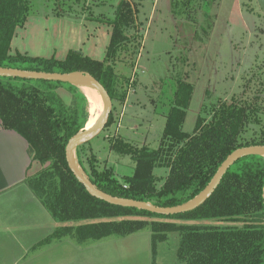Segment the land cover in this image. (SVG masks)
I'll return each instance as SVG.
<instances>
[{"label": "trees", "instance_id": "1", "mask_svg": "<svg viewBox=\"0 0 264 264\" xmlns=\"http://www.w3.org/2000/svg\"><path fill=\"white\" fill-rule=\"evenodd\" d=\"M52 1L53 11L48 14L54 17L76 19L83 15L76 8L86 9L88 20L112 28L105 59L97 61L76 51H70L65 60L14 54L12 42L17 29L39 14L34 11L35 0H0V67L44 73L85 72L102 84L112 103L125 100L116 65L122 56L128 55L131 46L133 56L139 52L143 35L138 3L115 0L114 17L110 18L105 14L96 16L93 3L88 6L87 0ZM214 1L170 0L171 12L175 17L188 15L197 23L198 17L207 19L206 7ZM110 2L102 0L101 4ZM202 30L207 33L208 29ZM178 83L159 148L134 145L124 138L112 144L113 151L130 156L135 163L131 175L122 176V181L114 169H101L96 157L86 156L89 142L78 147L76 161L99 190L112 197L158 207H178L199 196L234 151L264 145V128L248 135L250 124L262 122L261 95L252 100L235 97L214 109L210 121L199 116L194 131L188 134L183 125L194 88L182 79ZM60 88L69 91L70 104L57 93ZM89 118L88 100L76 85L0 77L1 128L19 134L29 144L32 162L41 169L28 177L26 183L60 224L42 244L69 238L84 246L149 230L153 234V254L157 244L166 242L169 234L179 235L177 258L182 264H264V156L252 154L235 161L211 197L193 211L166 216L117 206L93 197L66 160L69 141L86 129ZM111 122L112 115L107 125ZM47 163L50 165L45 167ZM161 168H166L168 174L159 188L162 179L155 170ZM203 219L235 225L189 223Z\"/></svg>", "mask_w": 264, "mask_h": 264}, {"label": "rangeland", "instance_id": "2", "mask_svg": "<svg viewBox=\"0 0 264 264\" xmlns=\"http://www.w3.org/2000/svg\"><path fill=\"white\" fill-rule=\"evenodd\" d=\"M101 1L87 0V4L93 3L96 16L114 17L116 1L106 0L113 7L108 3L102 6ZM134 1L140 7L142 42L136 55H132L134 49L131 46L128 55L122 56V61L116 65L122 81L119 88L121 93H126V98L113 102L112 122L85 147L86 156L96 157L101 169H114L120 181L122 176L131 175L135 163L130 156L113 151L112 144L116 139L124 138L134 145L159 148L178 80H185L194 88L183 125L188 134L194 131L199 116L210 121L214 109L236 98L252 100L255 95H261L264 103V14L257 0H215L212 6L206 7L207 19L198 17L197 23L188 15L175 17L170 0H157L155 4V0ZM76 9L82 16L89 14L86 9ZM34 11L38 16L52 13L53 1L35 0ZM205 27L207 33L202 30ZM59 56L57 54L56 58ZM57 93L67 104L71 103L66 88H60ZM89 105L88 102V109ZM261 118V124H250L249 136L264 128V115ZM39 169L41 166L34 163L31 175ZM155 174L162 179L158 183L160 188L168 170L156 169ZM14 202L17 207L43 206L27 183ZM48 215L51 217L49 212ZM189 223L220 227L235 225L215 219ZM152 235L148 230L125 238L111 237L88 244L85 250L75 246L76 243L70 246L71 241L54 248L41 247L45 246L41 243L31 246V255L39 254L41 258L18 264H153L154 260L156 264H182L177 258L180 242L177 233L169 234L166 242L157 244L155 254ZM56 252L63 256L60 261H54ZM48 255L52 256L51 261L46 259Z\"/></svg>", "mask_w": 264, "mask_h": 264}, {"label": "crops", "instance_id": "3", "mask_svg": "<svg viewBox=\"0 0 264 264\" xmlns=\"http://www.w3.org/2000/svg\"><path fill=\"white\" fill-rule=\"evenodd\" d=\"M111 34L110 26L85 16L68 19L42 14L30 17L24 27L17 29L12 51L46 59H57L59 54L57 60H65L70 51H76L103 61ZM33 166L27 141L15 132L3 130L0 120V264L38 260L41 255H31V246L40 245L60 226L44 206H15L14 198L25 190ZM65 242L75 244L74 240L64 238L41 247H61ZM75 246L82 250L89 247ZM51 257L46 259L51 261ZM60 258L63 256L57 253L54 261Z\"/></svg>", "mask_w": 264, "mask_h": 264}, {"label": "water", "instance_id": "4", "mask_svg": "<svg viewBox=\"0 0 264 264\" xmlns=\"http://www.w3.org/2000/svg\"><path fill=\"white\" fill-rule=\"evenodd\" d=\"M258 5L264 14V0H257ZM0 77H9V78H20V79H28V80H44L51 82H61V83H70L74 84L76 78L81 77L88 80L95 89L98 91L99 95L102 98L104 105V112L101 117L99 125L93 130H87L80 132L78 135L73 137L66 148V160L69 165V168L74 173L76 178L85 186L87 191L95 198L105 201L107 203L135 208L139 210L149 211L159 215H176L181 213H186L197 209L201 206L205 201H207L217 187L220 185L222 179L230 169V167L237 161L239 158L252 154H259L264 156V145H254L248 147H242L234 151L221 165L218 169L217 173L207 186V188L195 199L190 202L178 206V207H158L152 205L150 203L144 201H136L131 199H122L117 197H112L99 190L90 179L84 174V172L79 167L76 161V150L81 145L90 142L95 137L100 135L103 130L106 128L110 115L113 110V103L110 95L106 91V89L100 84L92 75L85 72H73V73H44V72H36V71H27L13 68H2L0 67ZM50 163H47L45 167H48Z\"/></svg>", "mask_w": 264, "mask_h": 264}, {"label": "bare ground", "instance_id": "5", "mask_svg": "<svg viewBox=\"0 0 264 264\" xmlns=\"http://www.w3.org/2000/svg\"><path fill=\"white\" fill-rule=\"evenodd\" d=\"M74 84L81 90V92L86 96L89 102V112L90 118L87 123V130L95 129L101 120L104 112V105L101 96L95 87L88 80L78 77L76 78Z\"/></svg>", "mask_w": 264, "mask_h": 264}]
</instances>
